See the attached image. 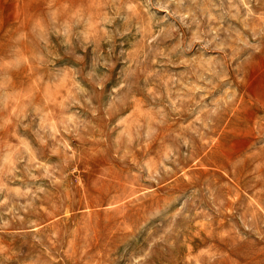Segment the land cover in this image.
Masks as SVG:
<instances>
[{
  "label": "rangeland",
  "instance_id": "1",
  "mask_svg": "<svg viewBox=\"0 0 264 264\" xmlns=\"http://www.w3.org/2000/svg\"><path fill=\"white\" fill-rule=\"evenodd\" d=\"M68 1L0 0V264H264V0Z\"/></svg>",
  "mask_w": 264,
  "mask_h": 264
},
{
  "label": "bare ground",
  "instance_id": "2",
  "mask_svg": "<svg viewBox=\"0 0 264 264\" xmlns=\"http://www.w3.org/2000/svg\"><path fill=\"white\" fill-rule=\"evenodd\" d=\"M62 1V0H61ZM71 1V0H70ZM70 1H68V2H70ZM78 1V0H77ZM80 2V1H79ZM61 3V2H60ZM77 4H79V3H77ZM54 5V4H53ZM56 5H57V3H56ZM73 5V4H72ZM76 6V5H75ZM54 8V7H53ZM56 8V7H55ZM258 11V10H257ZM68 12V11H67ZM97 12V11H96ZM73 13V12H72ZM95 14V13H94ZM62 17V16H61ZM106 17V16H105ZM80 19V18H79ZM136 20H138V19H136ZM94 21V20H93ZM92 21V22H93ZM248 25V24H247ZM263 26V25H262ZM96 28V27H95ZM253 28H255V27H253ZM262 28V27H261ZM106 30V29H105ZM117 30V29H116ZM62 32V31H61ZM183 34V33H182ZM74 36V35H73ZM97 36V35H96ZM183 36V35H182ZM158 38V37H157ZM141 39V38H140ZM203 39V38H202ZM154 40H155V38H154ZM260 40V39H259ZM90 41H92V40H90ZM149 41V40H148ZM141 42H143V41H141ZM204 44V43H203ZM143 52V51H142ZM110 55V54H109ZM224 55V54H223ZM111 56V55H110ZM251 56V55H250ZM253 58L251 59V61L250 60H248L242 67H244L245 65H247V64H252L253 63ZM112 61H110L109 63H111ZM130 64V63H129ZM227 65V64H226ZM110 66V65H109ZM109 70H110V68H109ZM111 72V71H110ZM250 74V73H249ZM106 77H107V75H106ZM126 80V79H125ZM262 83V84H264V62H262V65H261V67L259 68V71L255 74V75H250V85H249V87L251 88L250 90H253V87H255L256 86V83ZM104 83H102V85H103ZM119 84V83H118ZM259 86V85H258ZM170 88V87H169ZM42 90V89H41ZM40 91V90H39ZM244 91V90H243ZM42 92V91H41ZM29 93V92H28ZM131 93V92H130ZM243 93V92H242ZM241 93V94H242ZM38 95V94H37ZM120 95V94H119ZM125 96V95H124ZM130 96V95H129ZM128 96V97H129ZM153 96V95H152ZM247 96V95H246ZM127 97V98H128ZM60 99V98H59ZM54 100V99H53ZM56 100V99H55ZM241 100V99H240ZM37 103V102H36ZM128 103V102H127ZM122 105V104H121ZM123 106V105H122ZM128 106V105H127ZM115 109V108H114ZM65 112V111H64ZM120 112V111H119ZM149 116V115H148ZM111 117V116H110ZM146 117H147V115H146ZM134 119H135V117H134ZM44 120V119H43ZM217 120V119H216ZM215 120V121H216ZM111 121V120H110ZM154 122V121H153ZM122 123V122H121ZM151 123V122H150ZM130 124V123H129ZM128 124V125H129ZM135 127V126H134ZM51 128V127H50ZM158 129V128H157ZM52 130V129H51ZM114 132V131H113ZM162 133V132H161ZM132 134V133H131ZM163 137V136H162ZM165 137V136H164ZM167 138V137H166ZM133 141V140H132ZM148 142H149V140H148ZM119 144V143H118ZM154 147V146H153ZM150 148V147H149ZM156 155V154H155ZM142 157H143V154H142ZM156 157V156H155ZM141 158V157H140ZM154 158V157H153ZM251 158V157H250ZM141 162V161H140ZM152 166V165H151ZM201 260V259H200Z\"/></svg>",
  "mask_w": 264,
  "mask_h": 264
}]
</instances>
